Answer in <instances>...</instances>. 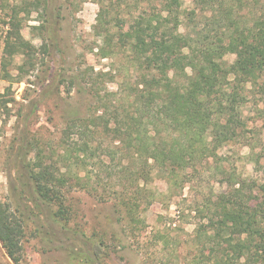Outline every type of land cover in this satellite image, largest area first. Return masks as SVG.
I'll use <instances>...</instances> for the list:
<instances>
[{"label": "trees", "instance_id": "trees-1", "mask_svg": "<svg viewBox=\"0 0 264 264\" xmlns=\"http://www.w3.org/2000/svg\"><path fill=\"white\" fill-rule=\"evenodd\" d=\"M55 1L31 4L46 15L45 50H59L55 21L48 18L59 17ZM98 3L97 54L113 64L98 72L56 69L45 79L40 99H50L54 108L63 92L69 96L74 89L86 102L82 110H66L55 140L37 137L27 122L14 137L13 174L0 200V243L7 256L22 264L29 234L43 250L63 251L68 264H105L111 252L125 248L119 229L136 236L146 227L142 213L157 198L148 187L156 176L179 190L206 179L192 209L197 222L189 250L178 252L176 242L168 250L171 260L264 264V141L243 110L253 102L264 114V0ZM12 38L27 55L34 52L18 32ZM228 54L234 55L231 62ZM104 81L115 88L102 87ZM36 109L25 114L26 121ZM103 138L108 145L101 144ZM230 144L247 146L254 176H244L229 161L223 149ZM102 147L110 160L103 185L98 171L87 166L94 158L105 164L97 153ZM74 189L110 202L115 218L100 233L86 234L76 222ZM162 244L169 246L166 239Z\"/></svg>", "mask_w": 264, "mask_h": 264}, {"label": "rangeland", "instance_id": "rangeland-1", "mask_svg": "<svg viewBox=\"0 0 264 264\" xmlns=\"http://www.w3.org/2000/svg\"><path fill=\"white\" fill-rule=\"evenodd\" d=\"M36 2L43 3V0H0V200L7 195L9 178L13 174L12 141L24 131L25 122L30 123V130L37 137L44 141H52L59 137L66 110L70 106L82 110L86 102L85 96L78 94L74 89L69 96L63 92L58 108H54L50 99H40L45 79L56 69H63L66 74L75 73L86 67L88 70L93 68V71L98 72L110 70L113 64L112 59L101 58L97 54L96 46L101 44L100 37L94 32L99 10L98 0L55 1L59 7V17L48 18L49 21H55L57 29L54 34L59 50L50 45L45 50V41L41 37L45 34L43 26L47 23L46 15H42L41 6L37 9L32 7L31 4ZM191 3L192 0H184V6H190ZM56 12L54 11L55 14ZM34 25L39 27H32ZM16 32L34 45V52L27 55L14 44L12 36ZM49 42L47 39L46 44ZM225 59L231 62L234 55L228 54ZM103 86L112 90L115 83L104 81ZM62 88L64 90V87ZM34 106H37V109L26 121L25 114L33 111ZM262 107L261 104L248 102L243 110L250 118L247 120L248 126L255 127L256 137L264 141V114L261 116L259 112ZM101 144L108 145V139L103 138ZM103 152V147L97 150L105 164L94 158V165L89 163L87 165L92 173L98 171L102 185L106 181L105 165L110 163ZM223 152L244 176L255 175L253 165L246 157L247 146L230 144ZM193 184L195 186L192 189L185 186L179 190L170 187L165 179L154 176L148 187L157 198L142 213L146 227L136 236H127L118 228L121 226L118 223L117 236L121 238L125 248L116 253L111 252L105 264H178L180 259L171 260L168 250L175 246L176 242H180L178 252L182 250L183 254L189 250L190 238L197 222L192 209L205 193L206 189L203 186L206 179L194 181ZM106 195L110 196L107 191ZM71 196L78 209L76 222L82 226L86 234L93 230L100 233L106 220L115 218L110 202L101 203L83 189H74ZM163 239L168 240V247L163 246ZM78 245L86 251L89 248L79 243ZM0 264H14L1 243ZM22 264L68 263L63 251L54 249L45 251L40 247L37 238L27 234L23 240Z\"/></svg>", "mask_w": 264, "mask_h": 264}]
</instances>
